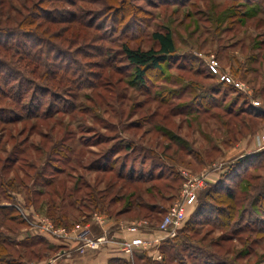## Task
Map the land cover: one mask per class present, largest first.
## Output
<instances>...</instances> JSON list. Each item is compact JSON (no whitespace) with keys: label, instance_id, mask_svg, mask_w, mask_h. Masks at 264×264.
<instances>
[{"label":"rangeland","instance_id":"obj_1","mask_svg":"<svg viewBox=\"0 0 264 264\" xmlns=\"http://www.w3.org/2000/svg\"><path fill=\"white\" fill-rule=\"evenodd\" d=\"M32 10L54 20H24ZM166 30L174 53L141 85L121 48L156 49L152 33ZM263 111L264 0H0V182L13 183L0 203L16 208L0 224V264L78 251L92 220L128 226L145 241L133 255L158 260L189 236L162 264H264V211L250 205L264 193ZM106 159L114 170L96 171ZM121 166L142 179L119 178ZM215 187L236 196L227 222L200 205ZM189 189L180 226L160 231Z\"/></svg>","mask_w":264,"mask_h":264},{"label":"trees","instance_id":"obj_2","mask_svg":"<svg viewBox=\"0 0 264 264\" xmlns=\"http://www.w3.org/2000/svg\"><path fill=\"white\" fill-rule=\"evenodd\" d=\"M47 1H49V0H47ZM29 14H30V16L27 15V17H25L24 20L31 22V23H32V21H34V19L36 20V17L42 18V20H48V21L54 20L53 17L49 16V14H46V15L44 14L43 16H41L38 13V11L36 12V10H32L31 13H29ZM70 18L71 17H69L68 20H70ZM28 29L36 31L35 29H31V28H25L24 30H28ZM33 33L36 34V32H33ZM152 37L158 45L156 49L149 48V49L142 50L140 48H131V47L127 46L126 44H124L121 48V51H122L123 55L125 56L127 62L134 67L135 81H138L141 85L146 80V72H148L149 70H160L161 64L166 62L170 58V56L174 53V50H175L172 35L168 30H166L164 32L155 31L152 33ZM39 40L41 41L42 39H39ZM2 45L5 47L8 46L6 43H3ZM37 50H39V49L37 48ZM36 52L37 51H34L33 53H31L29 51H26V52H23V54H31L32 56L29 59H31L30 61H32V62L33 61H40V59L37 57V55H35ZM26 56L29 57L28 55H26ZM252 112H256V111H252ZM15 119L16 118H12L9 120H10V122H12ZM260 152H261L260 154H263L264 150L260 151ZM246 156H249V155H246ZM242 158L243 157L238 159V160H240L239 162H236L237 164L241 163V165L239 164V166H241V167L245 166L247 164V162L244 161V159H242ZM108 161L109 160L106 159L104 161V162H106V164L104 163L103 165L96 164V166H94V169L96 171H100V172H110V171L114 170V165L112 163L111 164L108 163ZM232 166H234V163L231 165V167ZM117 176L121 179H126L129 182L140 181L142 179V177H140V176H134L132 174V171H129L128 173H126L122 166L120 167V169L117 170ZM151 178H153V177L151 176ZM46 180H47L46 184H45L46 186H48L53 181V180L49 181L48 179H46ZM214 186H221V182L215 183L212 187H214ZM10 187H13L12 181L7 182V184L0 182V190H1L2 194L5 193V188H10ZM221 190L222 191L220 192L219 189L216 187L213 189H209L208 191H206L204 193L205 198L199 199L200 200L199 202H200V205H203V204H205L203 201L208 198L209 201H212L215 204H217L216 205L217 207H215V209L217 211V216L219 217V219L221 221L225 222L226 221L225 219L234 218L235 209H236V202H235L236 196L234 194L233 189H231L229 187L222 188ZM94 200H95V198H94ZM257 202L262 203L261 208L264 211L263 187L261 188L260 191H258L256 193V195H255L254 199L252 200V203H250V205L251 206L256 205ZM52 204L53 203H50V201L48 202V208L49 209L54 208ZM221 205H224V207ZM138 207L148 208L149 206H147L146 204H144L140 201L138 203ZM15 209L16 208H14V206L10 203H7L6 205H1V203H0V224L2 223L3 220H6V219H8L10 221L14 220L15 217L12 215V212L13 211L15 212ZM49 215L53 219V221L56 223V225L61 224L60 222L63 220V217H64V215H60L57 218H55V217H52V213H49ZM223 224H225V223H223ZM181 236H182V238L180 239V241L177 238V240H178L177 243L171 242V241H168L167 243H165L166 244L165 248L162 247V249H161L163 256H162V259H160V260L151 258V256L147 255L145 252H142V253L134 254L133 257L130 259H122L121 257L112 258V259H110L109 264H111L112 262H116V263L123 262V264H139V262H142L143 264H162V261H164L166 258L165 253L168 249L169 250L173 249L174 253L179 254L182 251V249L184 247H186L185 240L189 239L190 237L187 235L186 236L181 235ZM40 239H43V238L41 237ZM4 251H5L4 245H0V254H2ZM13 262H14V259L10 258L6 261V264H11Z\"/></svg>","mask_w":264,"mask_h":264},{"label":"crops","instance_id":"obj_3","mask_svg":"<svg viewBox=\"0 0 264 264\" xmlns=\"http://www.w3.org/2000/svg\"><path fill=\"white\" fill-rule=\"evenodd\" d=\"M111 226L113 224L108 221L100 224L98 221L92 220L87 226L89 234L93 237L104 235L106 238L104 243H101L97 248L85 247L83 251L79 252L74 248L78 245V241H74L73 245L64 249L60 254H56L44 264H109L110 259L122 257L118 252L119 242L124 239H133L139 234L129 231L128 226L113 228Z\"/></svg>","mask_w":264,"mask_h":264},{"label":"built area","instance_id":"obj_4","mask_svg":"<svg viewBox=\"0 0 264 264\" xmlns=\"http://www.w3.org/2000/svg\"><path fill=\"white\" fill-rule=\"evenodd\" d=\"M212 62V61H211ZM211 68L215 69L216 63L213 61L210 64ZM225 80H229L228 77H222ZM254 105H259V102H254ZM264 140V137L262 138ZM264 142V141H263ZM196 201V193L194 190L189 189L183 192V201L180 205L176 204L170 208L167 214L162 219L161 223L158 226L160 231H164L167 235H173L174 230L180 226V223L184 220L185 217V208L187 205H191ZM43 228L50 231L54 235L59 237H67V234L62 229H55L51 224L44 223ZM135 228V227H134ZM131 227L130 229H134ZM166 235V236H167ZM75 238L79 241H82L81 246L78 248L79 251H83L85 247L97 248L105 239L104 236L99 237H90L88 230H82L75 235ZM145 241L139 237H135L130 240H122L118 244L119 250L128 257H131L134 253L136 247L141 244H144Z\"/></svg>","mask_w":264,"mask_h":264}]
</instances>
